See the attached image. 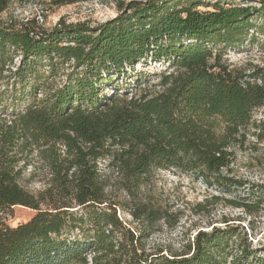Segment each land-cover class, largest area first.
Instances as JSON below:
<instances>
[{
    "label": "trees",
    "instance_id": "1",
    "mask_svg": "<svg viewBox=\"0 0 264 264\" xmlns=\"http://www.w3.org/2000/svg\"><path fill=\"white\" fill-rule=\"evenodd\" d=\"M256 34L264 36V0L131 1L95 25L0 23V264H264L229 224L198 230L187 252H145L147 229L163 215L141 204L131 215L147 229L123 224L97 167L108 158L129 190L168 167L242 187L221 169L246 126H258L252 111L264 104V67L243 74L222 55ZM147 60L173 69L154 91L120 92L115 83ZM34 149L51 174L38 194L19 182ZM16 205L36 212L11 226L5 217Z\"/></svg>",
    "mask_w": 264,
    "mask_h": 264
},
{
    "label": "rangeland",
    "instance_id": "2",
    "mask_svg": "<svg viewBox=\"0 0 264 264\" xmlns=\"http://www.w3.org/2000/svg\"><path fill=\"white\" fill-rule=\"evenodd\" d=\"M131 1L145 0H77L60 4H56L55 0H4L5 7L1 9L0 4V23L16 28L27 24L34 29H51L59 20L95 25L114 17L121 9L126 10ZM18 58L14 57V62ZM222 58L229 67L237 68L243 74L252 72L256 67H264V36L248 35L241 44L225 51ZM172 69L173 65L169 62L147 60L136 64L135 70L117 81L115 86L122 88L120 92H128V96L139 92L141 86L154 91L159 87L160 75ZM67 71V66L61 67L53 77L55 82H62ZM138 73L141 79H137ZM136 80H139V85ZM104 92L110 94L111 89L106 88ZM252 121L258 126H246L244 140L240 147H235L231 163L221 169L222 176L243 181L242 187L224 189L197 175L168 167L151 169L129 190L108 158L97 161L105 184L106 200L115 205L116 214L123 224L136 232L140 227L146 228L143 219L135 221L131 215V210L141 204L163 215L146 228L145 252L161 250L165 254H181L187 252L198 230L210 231L213 227L223 228L229 224L237 226L249 247L264 255V104L252 111ZM21 170L19 182L28 191L38 194L48 187L50 169L36 149ZM46 206V202L41 204V207ZM35 212L32 208L16 205L5 221L15 226L28 220Z\"/></svg>",
    "mask_w": 264,
    "mask_h": 264
}]
</instances>
